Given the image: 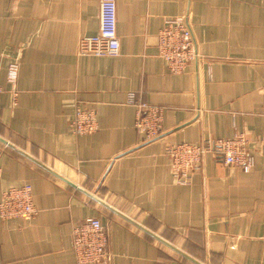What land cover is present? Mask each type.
<instances>
[{
    "label": "crops",
    "instance_id": "1",
    "mask_svg": "<svg viewBox=\"0 0 264 264\" xmlns=\"http://www.w3.org/2000/svg\"><path fill=\"white\" fill-rule=\"evenodd\" d=\"M116 1L118 53L94 56L77 45L98 31L100 0H0V136L37 160L0 141V195L28 182L37 209L0 219V264H79L72 229L87 217L109 238L87 264H196L65 179L203 264H264V0ZM177 15L199 57L172 73L156 37ZM130 91L163 107L157 138L142 141ZM79 106L96 131L72 130ZM238 133L250 169L208 151L188 183L174 178L167 145Z\"/></svg>",
    "mask_w": 264,
    "mask_h": 264
},
{
    "label": "built area",
    "instance_id": "2",
    "mask_svg": "<svg viewBox=\"0 0 264 264\" xmlns=\"http://www.w3.org/2000/svg\"><path fill=\"white\" fill-rule=\"evenodd\" d=\"M117 1L100 0L98 31L84 35L78 40L77 51L82 55L111 56L119 50L116 31ZM157 54L166 63L169 71L180 73L195 62L198 57L196 41L186 15L164 19L157 31ZM19 64L10 61L6 69V82L16 95V81ZM4 87L0 84V93ZM130 103L135 104L134 126L142 141L157 138L162 131L163 107L138 97L134 91L127 94ZM76 134L92 133L98 124L94 109L77 107L70 119ZM212 151L227 165H238L250 169L252 156L248 153L246 139L238 133L229 138L208 139L200 144L180 142L167 145L165 152L170 160L171 172L179 183H188L191 176L201 168L204 155ZM37 212L33 203L32 185L28 182L11 186L0 195V219L14 217L29 218ZM108 233L97 217H87L72 229L71 245L79 264L99 263L107 259Z\"/></svg>",
    "mask_w": 264,
    "mask_h": 264
},
{
    "label": "water",
    "instance_id": "3",
    "mask_svg": "<svg viewBox=\"0 0 264 264\" xmlns=\"http://www.w3.org/2000/svg\"><path fill=\"white\" fill-rule=\"evenodd\" d=\"M0 141L9 145L10 147H12L13 149H15L16 151L20 152L21 154L25 155L26 157L32 159L33 161H37L35 160L33 157H31L30 155H28L27 153H25L23 150L15 147L12 143H9L6 139H4L3 137L0 136ZM40 163V162H39ZM41 164V163H40ZM69 184H71L72 186L76 187L78 190L84 192L85 194H87L88 196L100 201L103 205H105L106 207H108L109 209H111L112 211L117 212L118 214H120L121 216L125 217L126 219H128L129 221H131L133 224L139 226L140 228L144 229L145 231H147L148 233H150L151 235H153L155 238H157L159 241H161L162 243H164L165 245L169 246L171 249H173L174 251H176L177 253L181 254L182 256L190 259L191 261H193L196 264H203L202 262L198 261L197 259L191 257L190 255H188L187 253H185L184 251H182L181 249H179L178 247H176L175 245H173L172 243L164 240L163 238H161L160 236L151 233L150 231H148L145 227L141 226L140 224H138L137 222H135L134 220H132L131 218L127 217L126 215H124L123 213H121L120 211L114 209L113 207H111L110 205H108L107 203L101 201L99 198H97L96 196H94L93 194L87 192L85 189L77 186L76 184L70 182L69 180L65 179Z\"/></svg>",
    "mask_w": 264,
    "mask_h": 264
}]
</instances>
